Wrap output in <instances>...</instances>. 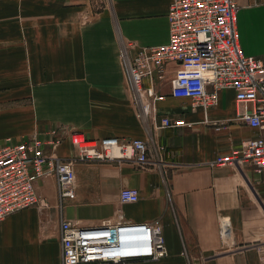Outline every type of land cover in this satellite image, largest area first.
<instances>
[{
	"label": "crops",
	"instance_id": "crops-1",
	"mask_svg": "<svg viewBox=\"0 0 264 264\" xmlns=\"http://www.w3.org/2000/svg\"><path fill=\"white\" fill-rule=\"evenodd\" d=\"M170 0H0V142L56 129V153H75L68 134L139 138L148 161L77 163L74 198L60 202L54 177L35 183L45 206L0 222V264H60L61 220L79 226L158 221L164 256L92 264H264V175L255 166L213 165L218 154L261 132L236 114L231 89L206 122L201 107L170 95L166 66L159 115L190 126L162 128L146 116L128 71L136 46L168 37ZM244 52L264 60V0H237ZM136 188L134 203L121 202Z\"/></svg>",
	"mask_w": 264,
	"mask_h": 264
},
{
	"label": "built area",
	"instance_id": "built-area-1",
	"mask_svg": "<svg viewBox=\"0 0 264 264\" xmlns=\"http://www.w3.org/2000/svg\"><path fill=\"white\" fill-rule=\"evenodd\" d=\"M237 0H170L166 14L168 37L163 43L136 46L128 71L143 113L162 128L190 126L183 118L159 115L155 103L163 99L166 66L174 62L170 95L190 100L191 107L207 112L218 103L221 91L231 89L237 116L248 126L264 130V60L248 55L241 47L237 21ZM75 153H56L61 136L52 128L20 141L0 142V222L8 215L31 206H45L35 189L38 180L54 177L58 198H74V166L77 163L148 161V146L139 138L107 136L89 139L70 132ZM213 165L255 166L264 175V136L248 138L232 150L218 154ZM121 202L134 203L136 188L123 187ZM60 264L122 263L131 259L164 256V239L158 221L106 222L100 226H79L61 220Z\"/></svg>",
	"mask_w": 264,
	"mask_h": 264
}]
</instances>
